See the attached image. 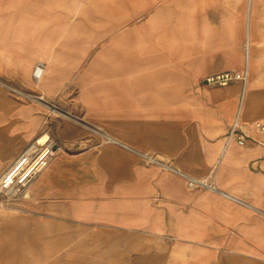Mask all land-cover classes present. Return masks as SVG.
Masks as SVG:
<instances>
[{"label":"crops","instance_id":"crops-1","mask_svg":"<svg viewBox=\"0 0 264 264\" xmlns=\"http://www.w3.org/2000/svg\"><path fill=\"white\" fill-rule=\"evenodd\" d=\"M4 5L0 90L76 105L92 128L34 125L0 95V182L39 138L61 139L0 210V264H264V134L251 128L264 120V0ZM242 72L244 85L204 84ZM235 121L242 146L226 143Z\"/></svg>","mask_w":264,"mask_h":264},{"label":"rangeland","instance_id":"rangeland-1","mask_svg":"<svg viewBox=\"0 0 264 264\" xmlns=\"http://www.w3.org/2000/svg\"><path fill=\"white\" fill-rule=\"evenodd\" d=\"M4 4H5V0L4 1L0 0V12L5 11ZM199 34H200L199 35L200 42H198V45L201 48V32ZM259 62L260 64H264L262 63L263 59H259ZM0 95L3 98L13 101L14 104L17 103L18 109H21V108L28 109L31 123L34 125L37 124V121H38L37 119H39V117H45L47 120L46 122L47 125H50V124L54 125V123H56V127H52V128L49 127L52 130L62 129V130H66V132L71 133L72 131H78V130L85 131L84 129L92 128V127L87 126L84 123V121H79L78 118H83V113L79 111V107H77L76 105H73V106L72 105H61V106L54 105L53 103L49 102V100L43 94L38 93V91L35 89L32 91H22V90H16V89L5 87L3 90H0ZM67 96L69 97V95ZM75 97H76L75 93L70 95V99H75ZM39 98H41V100H39ZM38 138L39 137L37 135L34 139H32L31 144L35 142ZM49 138L50 137L42 136L41 138L38 139L39 141L37 140V142L39 143H37L36 145L38 144L41 145L47 140L51 142L52 145H55V143H57V146H60L58 142H60L61 139H56V141L53 142V139L52 138L49 139ZM37 151H38V148L35 149L33 153H31V156L33 157L37 153ZM20 197L21 196L16 195V196H12L11 198V196L9 195L4 196L3 194H0V210L14 208L12 207V203H15L18 199H20Z\"/></svg>","mask_w":264,"mask_h":264},{"label":"built area","instance_id":"built-area-1","mask_svg":"<svg viewBox=\"0 0 264 264\" xmlns=\"http://www.w3.org/2000/svg\"><path fill=\"white\" fill-rule=\"evenodd\" d=\"M45 66L43 63H37L34 71H33V79L38 80V78L42 75ZM247 80V73H224L220 75L210 76L204 80V84L207 86H218L225 87L232 81H240L244 85ZM251 128L257 133L264 134V120L254 122L251 125ZM250 137L243 132L237 121H235L226 137V143H230L231 141H235L237 145H244ZM50 150H52L50 148ZM53 151V150H52ZM39 151L32 157H38ZM39 172L31 169L30 171H20L18 174H15L13 177L9 176L6 183L0 188V194L4 196H22L24 191L28 188V186L33 182Z\"/></svg>","mask_w":264,"mask_h":264},{"label":"bare ground","instance_id":"bare-ground-1","mask_svg":"<svg viewBox=\"0 0 264 264\" xmlns=\"http://www.w3.org/2000/svg\"><path fill=\"white\" fill-rule=\"evenodd\" d=\"M35 66H34V68H35ZM34 68H33V71H34ZM33 71H32V76H33ZM40 77L38 79H40ZM37 143H39V142L36 141L33 145H31L28 149H26L14 161L11 171L3 179V181L0 182V188L3 186V184L6 183L9 176L13 177L15 174H18V172H20V171L26 172L28 170L30 171L31 169L40 173L45 168V166L51 161L54 153L49 148H47V147L44 148L47 144V140H46V142H44L41 145H39V144L36 145ZM39 147H41V149L38 150L39 156L32 158L31 153H33V151Z\"/></svg>","mask_w":264,"mask_h":264}]
</instances>
